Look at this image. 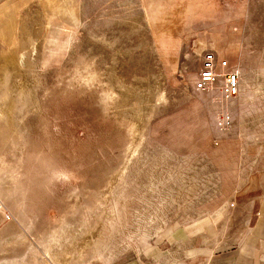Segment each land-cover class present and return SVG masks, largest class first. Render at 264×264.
Returning a JSON list of instances; mask_svg holds the SVG:
<instances>
[{
	"label": "rangeland",
	"instance_id": "obj_1",
	"mask_svg": "<svg viewBox=\"0 0 264 264\" xmlns=\"http://www.w3.org/2000/svg\"><path fill=\"white\" fill-rule=\"evenodd\" d=\"M190 9L203 16L78 0L48 19L31 3L16 39L0 38V264H234L264 72H243L233 101L195 80L234 26L249 60H264V0Z\"/></svg>",
	"mask_w": 264,
	"mask_h": 264
},
{
	"label": "crops",
	"instance_id": "obj_2",
	"mask_svg": "<svg viewBox=\"0 0 264 264\" xmlns=\"http://www.w3.org/2000/svg\"><path fill=\"white\" fill-rule=\"evenodd\" d=\"M74 1L78 0H0V38L9 42L16 39L18 19L22 18L23 9L30 6L31 3H39L45 9L48 19H57L63 16L62 11H67V8H72ZM164 1L168 0H146L147 6L149 7L176 8L171 14V17H165V19H192L196 14H199L196 17L203 16V14H201L202 11H200V13L196 11L192 13L191 9H186L189 7L195 8V6H204L207 3V0H171L173 1L172 4L164 5ZM187 11H190V15L184 16L183 14ZM67 12L69 13L71 10ZM68 16L71 15L69 14ZM205 17L204 19H206ZM221 19H243V15L224 17ZM227 22L229 23V21ZM228 23L220 26L221 29L215 28L214 35L219 36L225 34V28L229 26ZM223 30L225 31L222 32ZM191 34H193L192 30L186 32L187 36ZM241 34H243V29L241 30L238 26H234L233 35L221 36L226 39L229 48L220 47L219 49V45H215L218 54L221 56L225 55V57L230 60L231 67L240 70L242 88L243 72L256 70L264 72V60H258L259 62H256L255 53L252 54L253 60H249L245 47V35L243 34L242 37H240ZM199 39L202 40V37H199ZM206 44L207 43H205V45ZM231 47H235L234 51L229 50ZM256 65H258L257 68ZM250 152L252 153L253 168H255L251 172L250 179L245 181L242 186V191L238 194V196L243 197V200H246V207L244 208L246 214L244 234L241 241H239V252L233 260L235 261L234 264H255L261 261V259L264 260V140L252 143ZM101 264L149 263L145 262L140 257L127 255L120 258H113Z\"/></svg>",
	"mask_w": 264,
	"mask_h": 264
},
{
	"label": "built area",
	"instance_id": "obj_3",
	"mask_svg": "<svg viewBox=\"0 0 264 264\" xmlns=\"http://www.w3.org/2000/svg\"><path fill=\"white\" fill-rule=\"evenodd\" d=\"M220 82V92L227 101L235 100L241 89V73L232 68L230 60L218 54L214 49H206L202 57V66L196 76L195 85L199 89H208ZM220 118L223 125L231 121V113L226 111Z\"/></svg>",
	"mask_w": 264,
	"mask_h": 264
}]
</instances>
